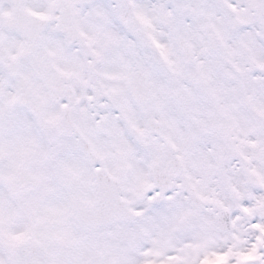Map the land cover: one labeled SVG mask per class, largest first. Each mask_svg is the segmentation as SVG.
<instances>
[{"label":"snow or ice","instance_id":"6c2138e0","mask_svg":"<svg viewBox=\"0 0 264 264\" xmlns=\"http://www.w3.org/2000/svg\"><path fill=\"white\" fill-rule=\"evenodd\" d=\"M0 264H264V0H0Z\"/></svg>","mask_w":264,"mask_h":264}]
</instances>
